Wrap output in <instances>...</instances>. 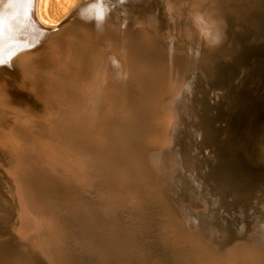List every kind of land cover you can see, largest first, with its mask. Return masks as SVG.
<instances>
[{"label": "bare ground", "instance_id": "1", "mask_svg": "<svg viewBox=\"0 0 264 264\" xmlns=\"http://www.w3.org/2000/svg\"><path fill=\"white\" fill-rule=\"evenodd\" d=\"M75 1L35 0L30 19L26 0H0L6 22L0 34V158L7 189L14 190L13 227L23 240L15 259L80 263L69 215L76 195L85 211L80 230L92 237L102 264H264V220H254L255 230L243 240L231 233L225 243L203 226L211 213L196 210L193 216L182 204L185 183L193 198L206 196L195 172L216 156L217 137L231 131L212 115L222 96L209 94L226 93L218 73L226 60L215 59L227 55L223 45L233 24L248 30L254 15L257 23L255 8L264 0ZM137 26L140 37L131 31ZM39 39L43 46L32 48ZM5 59L10 68L1 66ZM20 74L24 95L36 78L40 92L53 99L39 98L41 115L8 101V84ZM133 114L141 126L128 120ZM128 133L133 157L112 162L101 143H120ZM138 146L146 154L135 153ZM254 199L264 209V187ZM245 216H237L242 231ZM156 230L158 259L148 257L151 262L142 241ZM202 241L211 248H201Z\"/></svg>", "mask_w": 264, "mask_h": 264}, {"label": "water", "instance_id": "2", "mask_svg": "<svg viewBox=\"0 0 264 264\" xmlns=\"http://www.w3.org/2000/svg\"><path fill=\"white\" fill-rule=\"evenodd\" d=\"M26 1L28 4L26 15L31 19L33 18L35 0ZM255 10L258 16L257 24L250 25L248 30L237 29L236 39L241 42V49L235 50L231 46L228 47V54L224 58L226 64L218 72L223 78L225 96L230 99L229 103L222 99L219 108L212 110V115L220 118V124L222 123L221 119L226 120L224 123H228L231 127V135L226 137L225 144L218 147L219 158L214 165L216 179L225 180L227 174L230 178H232L231 176L250 179L255 177L264 178V7L262 9L255 8ZM57 30L51 29L50 31L55 32ZM142 30V27L137 26L131 31L136 37H140L143 33ZM41 46H43V41L39 39L36 40L32 48L36 49ZM7 64L8 61L5 59L4 64L2 63L1 66H9L10 68L11 66ZM179 65L180 69L186 72L184 62L180 61ZM134 76V78H137L136 74ZM128 120L135 123L136 126L142 125V120L137 115H131ZM223 126L221 125L220 128H223ZM127 135L129 133L122 135L125 144H123V141L120 143L115 142L116 144L101 143L107 157L112 162L116 163L114 160H117L120 155L131 154V157H133L132 150L126 147L128 142H132L133 138ZM139 149L138 146L135 153L138 154ZM142 153L146 154V149L140 152L141 155ZM129 168L138 176L134 164H130ZM70 206L69 215L73 221L75 220L74 233L79 243L74 247L80 259L79 264H102L101 253L94 246L95 242L92 241V237L89 239L85 232L80 230L81 220L85 218L83 203L78 201L75 195L71 196ZM2 208L0 207V210ZM5 221L6 218L0 216V259H2L3 264H25L28 260L20 262L13 258L15 254H18L23 240L14 228L12 230L2 228ZM196 239H193L194 242H196ZM199 246H203L201 248H204V250L211 248V245L206 241H202ZM42 264L48 263L46 260H42Z\"/></svg>", "mask_w": 264, "mask_h": 264}, {"label": "rangeland", "instance_id": "3", "mask_svg": "<svg viewBox=\"0 0 264 264\" xmlns=\"http://www.w3.org/2000/svg\"><path fill=\"white\" fill-rule=\"evenodd\" d=\"M80 0H76L74 6L79 2ZM153 6L155 8H158L159 5L154 2ZM162 6V5H161ZM163 7V6H162ZM52 12H50L49 10V15L50 17H53V14L51 15ZM140 16H143L142 14ZM255 16V15H254ZM252 17L251 23L253 25H256L257 23H255V17ZM258 22V21H256ZM238 28H242L244 30V27H240L238 24H233V29L235 30L234 33L231 35L230 33V37H227L224 41V50L226 52V54H228L227 49L228 47H233L236 49V47L242 45L240 41H237L236 36L238 35L237 33V29ZM248 33V31H247ZM227 56V55H226ZM224 57H220L218 59H215V61H221V60H225ZM4 64V61H1V64ZM22 74H20L17 78V80H15V82L9 83V89L7 92V99L10 102L11 105H14L15 107L20 108L21 110L27 112V110L31 111L32 110V114L33 116H37V115H41V113L43 112L44 106L41 104V102L39 101L40 99L42 100L43 98H47V101H51L53 102V99L50 96H46L45 92L41 91L40 92V86L38 85V80L35 78V80L37 82H35V85H33L32 89H28V91L31 93L28 95H24L23 90L21 87L24 86L22 79ZM20 78V79H19ZM34 80V81H35ZM13 84V85H11ZM23 84V85H22ZM39 89H37V88ZM28 92V93H29ZM220 92V93H219ZM37 93V94H36ZM43 93V95H42ZM216 93L221 94L222 98L219 100V102L214 104V108H219V106L221 105V101L222 99H225L228 103H229V99L227 96L224 95V91H221L220 89H217L215 91H212L209 95L211 96H215L216 97ZM39 95V96H37ZM45 95V96H44ZM23 98V99H22ZM40 98V99H39ZM35 100V101H34ZM44 100V99H43ZM214 100H217L214 98ZM212 100V101H214ZM40 102V103H39ZM220 103V104H219ZM41 104V105H39ZM20 106V107H19ZM42 108V109H41ZM31 109V110H30ZM42 110V112H41ZM28 111V112H29ZM27 112V113H28ZM39 112V113H37ZM41 112V113H40ZM231 135V133L229 134V136ZM226 137H228V135H221L219 137H217V139L220 141H218L216 143V147L214 148L216 151V156L213 158L212 161H210L208 167H206V169H202L199 171L195 172L196 176H200V180H199V187L200 190H202L204 193L206 192V196H200V198H193V196L191 195L192 188H191V184H187L185 183V189L187 188V193L185 194V199L182 201V204L185 203L184 205L188 206L190 208V210H192V214L193 216H196V214H199L201 212L205 213V215L211 213V218L208 220V224L203 225L205 229H210L215 235H217V237L219 236V239L221 241H225V243H230L228 242L227 238H229L234 234L235 236L233 237V239L236 240H243L245 237H247L251 232H253L255 230L254 228V220L256 219H261L264 220V209L257 203L255 202V199L258 195L259 190H261V188L264 187V178L261 177H255L253 179L247 178V177H241V178H235L233 176H231L232 178L229 177V175H225V180H222L220 178H215L216 176V172L214 170V165L216 160L219 158L218 155V147L221 144H225V140ZM222 138V139H221ZM224 138V139H223ZM229 143V142H228ZM231 143V142H230ZM229 143V144H230ZM211 149V148H210ZM210 149H206L205 153L209 152ZM3 158H0V207L2 208V210H0V216L4 217V214H8L9 213V217L6 218V221L3 222V229L7 228L8 230L11 229L16 221L15 218V213L14 211V205H16V202L13 198V194H14V190L13 189H7L11 188L9 187V185H6V174L5 171L3 172V164L5 163V159L4 156H2ZM4 159V160H3ZM214 162V163H213ZM3 163V164H2ZM212 163V164H211ZM2 166V167H1ZM208 169V170H207ZM208 171V173H207ZM200 172V173H199ZM208 176V177H207ZM202 177V178H201ZM244 180H243V179ZM216 179V180H215ZM231 179V180H230ZM247 179V181H246ZM204 180V181H203ZM234 180V181H233ZM249 180V181H248ZM263 180V181H262ZM224 181V182H222ZM243 181V182H241ZM214 183V184H213ZM231 183V184H230ZM242 183V184H241ZM244 184V185H243ZM259 185V186H258ZM213 186V188H212ZM232 186V187H231ZM218 187V188H216ZM261 187V188H260ZM228 188V190H227ZM232 188V189H231ZM241 188V189H240ZM3 189V190H2ZM219 189V190H218ZM224 192H222L221 191ZM234 189V190H233ZM258 189V190H257ZM9 190H12L9 191ZM236 190V191H235ZM227 191V192H226ZM190 192V193H189ZM234 192V193H233ZM240 192V193H239ZM11 193V194H10ZM226 193V195H225ZM238 193V194H237ZM190 194V196H189ZM218 194V195H217ZM229 194V195H228ZM255 194V195H254ZM257 194V195H256ZM213 195V196H212ZM223 195V196H221ZM244 195V196H243ZM212 196V197H211ZM238 196V197H237ZM225 197V199H224ZM253 197V198H252ZM190 198V199H189ZM13 199V202H12ZM221 199V200H220ZM232 199V200H231ZM240 199V200H239ZM252 199V200H251ZM5 202H4V201ZM188 200V201H187ZM190 200V201H189ZM195 200V201H194ZM219 200V201H218ZM226 200V201H225ZM231 200V201H230ZM3 201V202H2ZM234 201V202H233ZM245 201V202H244ZM9 202V203H8ZM187 202V203H186ZM199 202V204H198ZM4 203V204H3ZM12 203V204H11ZM194 203V205H192ZM229 203V204H227ZM232 203V204H230ZM236 203V204H235ZM242 203L244 204V206L242 205ZM250 203V204H249ZM8 204V205H7ZM11 204V206H10ZM14 204V205H13ZM9 206V207H8ZM194 206V207H193ZM229 206V207H228ZM257 206V207H256ZM11 210H9L8 208ZM200 207V208H198ZM218 207V208H217ZM225 207V208H224ZM231 207V208H230ZM7 208V209H6ZM13 208V209H12ZM204 208V209H203ZM209 208V209H208ZM239 208V209H238ZM241 208V209H240ZM203 209V210H201ZM195 210V211H194ZM198 210V211H196ZM239 210V211H237ZM242 210V211H241ZM6 211V212H5ZM238 214H235L237 213ZM263 213H262V212ZM14 213V214H13ZM226 213V214H225ZM246 214V216L244 217V221H245V228L242 230H239L240 228V224L238 222V220H240L237 216L239 214ZM13 214V215H12ZM262 214V215H261ZM158 213H156L155 218H159ZM252 215V216H251ZM254 215V217H253ZM248 218V219H247ZM253 218V220L251 219ZM232 219V220H231ZM251 220V221H250ZM228 222L230 224H228ZM227 225H226V224ZM232 223V224H231ZM143 224V223H142ZM139 224V225H142ZM235 224V225H234ZM144 225V224H143ZM143 225L140 227L142 228ZM230 227H229V226ZM234 225V226H233ZM251 225V226H250ZM253 225V226H252ZM214 226V227H213ZM222 227V228H221ZM229 227V228H228ZM14 228V227H13ZM12 228V229H13ZM145 228V227H143ZM142 228V229H143ZM159 228V227H158ZM253 228V229H252ZM11 229V230H12ZM141 229V230H142ZM216 229V231L213 230ZM153 231V230H152ZM158 231V232H156ZM154 232H151V235H149V239H144L142 241L143 245H142V249L144 253H147L146 258L149 260V258L152 261H155L156 259H158V240H159V230H156ZM229 231V232H228ZM141 232V231H140ZM224 232V233H223ZM150 233V232H149ZM217 233V234H216ZM228 235V236H227ZM21 239L22 236L20 235ZM156 239V240H155ZM148 240V241H147ZM153 242H152V241ZM147 242V243H146ZM152 242V243H151ZM146 243V244H145ZM153 244V246H152ZM158 245V246H157ZM157 246V247H155ZM27 249H31V246H27ZM146 247V248H145ZM154 247V249H153ZM147 249V250H146ZM154 250V251H153ZM20 251V249H19ZM150 251V252H149ZM157 251V253H156ZM154 253V254H153ZM152 254V255H151ZM157 254V255H155ZM18 255L20 256V253H18ZM154 255V256H153ZM17 255H14L13 258L15 259ZM149 257V258H148ZM1 258V257H0ZM149 260V261H151ZM151 261V262H152ZM0 264L2 263V259H0Z\"/></svg>", "mask_w": 264, "mask_h": 264}, {"label": "snow or ice", "instance_id": "4", "mask_svg": "<svg viewBox=\"0 0 264 264\" xmlns=\"http://www.w3.org/2000/svg\"><path fill=\"white\" fill-rule=\"evenodd\" d=\"M5 19L3 16H0V34L3 33L4 27H5Z\"/></svg>", "mask_w": 264, "mask_h": 264}]
</instances>
